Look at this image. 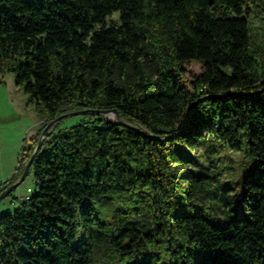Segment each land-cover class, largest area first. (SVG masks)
I'll list each match as a JSON object with an SVG mask.
<instances>
[{
  "label": "trees",
  "instance_id": "16d2710c",
  "mask_svg": "<svg viewBox=\"0 0 264 264\" xmlns=\"http://www.w3.org/2000/svg\"><path fill=\"white\" fill-rule=\"evenodd\" d=\"M249 12L246 0H0V71L43 126L83 109L45 134L29 197L0 211V264H264V72ZM190 58L201 68L187 76ZM205 137L256 158L224 223L214 175L170 168Z\"/></svg>",
  "mask_w": 264,
  "mask_h": 264
},
{
  "label": "rangeland",
  "instance_id": "374dc122",
  "mask_svg": "<svg viewBox=\"0 0 264 264\" xmlns=\"http://www.w3.org/2000/svg\"><path fill=\"white\" fill-rule=\"evenodd\" d=\"M246 2L250 6L247 19L251 52L255 57V74L261 76L264 72V0ZM118 22L117 10L106 17L107 24ZM184 65L187 76L197 73L201 68V62L195 58L185 60ZM185 84L191 88L186 82ZM27 98L22 85L15 82L13 72L0 71V182L15 170L21 148L26 147L43 126V117ZM82 110L78 109L50 120L47 126L44 125L45 130L43 126L39 137L42 135L43 138L50 130L61 129L77 122ZM102 116L117 119L113 111L102 112ZM188 154V159H176L170 168L176 172L204 169L210 171L215 177L219 194V197L214 198L212 220L226 222L228 215H235L236 210H240L242 179L252 169L256 158L210 137H205L203 142L196 149L189 150ZM27 186L33 187L31 172L26 173L11 193L0 199V211L13 209L21 195L25 194Z\"/></svg>",
  "mask_w": 264,
  "mask_h": 264
},
{
  "label": "water",
  "instance_id": "95a60500",
  "mask_svg": "<svg viewBox=\"0 0 264 264\" xmlns=\"http://www.w3.org/2000/svg\"><path fill=\"white\" fill-rule=\"evenodd\" d=\"M197 101V100H196ZM194 101L193 103L190 104L188 110H187V115L189 114L192 106L194 105V103L196 102ZM99 112H115L116 113V109L115 108H102V109H99L97 110ZM71 112H67V114H70ZM59 116V115H58ZM58 116H56L55 118H53L52 120L56 119ZM122 122V120H120ZM47 126V125H46ZM46 126H44V130L46 128ZM41 139H42V135L39 137L38 141L36 142L31 154L29 155L27 161L25 162L24 166H23V169L22 171L20 172V174L18 175V177L12 181L11 183H9L7 186H5L1 191H0V199L2 197H4L5 195L11 193V191H13L17 186L18 184L23 180L24 176L26 175L27 171H28V168H29V165L31 163V160L34 156V154L36 153L39 145H40V142H41Z\"/></svg>",
  "mask_w": 264,
  "mask_h": 264
},
{
  "label": "built area",
  "instance_id": "2783aa9c",
  "mask_svg": "<svg viewBox=\"0 0 264 264\" xmlns=\"http://www.w3.org/2000/svg\"><path fill=\"white\" fill-rule=\"evenodd\" d=\"M31 190H32V187H31V186H27V187H26V192H25V194L21 195V197L19 198L18 202H19L21 199H26V198H28V197H29V194H30V192H31ZM18 202H17L16 204H18Z\"/></svg>",
  "mask_w": 264,
  "mask_h": 264
}]
</instances>
